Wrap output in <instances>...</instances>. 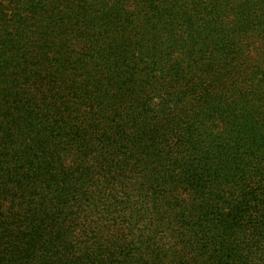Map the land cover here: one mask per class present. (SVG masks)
Listing matches in <instances>:
<instances>
[{
  "label": "trees",
  "instance_id": "16d2710c",
  "mask_svg": "<svg viewBox=\"0 0 264 264\" xmlns=\"http://www.w3.org/2000/svg\"><path fill=\"white\" fill-rule=\"evenodd\" d=\"M0 264H264V0H0Z\"/></svg>",
  "mask_w": 264,
  "mask_h": 264
}]
</instances>
